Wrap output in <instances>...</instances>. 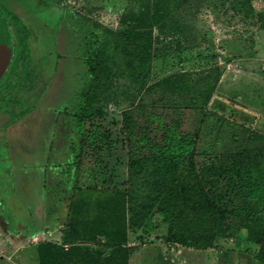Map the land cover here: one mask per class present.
Listing matches in <instances>:
<instances>
[{
  "label": "rangeland",
  "instance_id": "obj_1",
  "mask_svg": "<svg viewBox=\"0 0 264 264\" xmlns=\"http://www.w3.org/2000/svg\"><path fill=\"white\" fill-rule=\"evenodd\" d=\"M37 1L95 40L88 113L79 122L65 116L84 82L78 39ZM164 10L159 20L151 1L0 0V19L24 20L33 31L18 45L27 55L14 53L0 74V99L11 102L0 131L12 146V163L0 169V264H38L36 244L63 235L104 248L112 220L120 234L125 222L128 264H264L234 219L221 229L203 210L184 215L188 198L176 193L173 175L195 181L181 170L132 173L124 128L131 111L138 121L150 111L157 123L178 105L187 130L195 112L182 97L206 91L208 109L222 114L224 102L246 112L251 118L232 120L264 135V0H188ZM214 152L198 157L207 171Z\"/></svg>",
  "mask_w": 264,
  "mask_h": 264
},
{
  "label": "trees",
  "instance_id": "obj_2",
  "mask_svg": "<svg viewBox=\"0 0 264 264\" xmlns=\"http://www.w3.org/2000/svg\"><path fill=\"white\" fill-rule=\"evenodd\" d=\"M144 1L152 2L155 15L160 20L166 16L164 7L171 3L181 6L188 0H128L132 5L137 6H143ZM42 4L44 7H49L44 1ZM65 20L66 24L68 22L71 24V30L78 39L76 61L85 66V69L81 70L84 82L75 94L77 101L65 112V116H72L76 122H79L88 113V108L85 106L89 99L87 79L94 67L92 57L95 51L92 48L95 40L87 34H81V27H75L70 18ZM217 80L218 77L209 90L213 91ZM209 96L206 91H200L188 94L186 98L182 97L184 106L195 112L193 126L191 125L187 130L180 127L182 110L178 105L174 106V114L170 119L157 123L150 111H146L140 121H138V111H131L124 121L129 168L134 174H140L149 166L160 168L154 171L155 176L157 171L170 174L174 170H181L188 176V180L195 181L184 185L182 180L185 179L182 176L173 175L176 193L183 195L185 197L183 199L188 198L189 205L186 210L183 209V213H188L184 215L197 217V214L192 213L197 209L203 210L210 221L218 223L221 229L226 226L224 220H229L232 225L234 219L235 225L247 227L248 240L252 245H259L255 257L264 263V135L232 120L251 118L246 112L224 102L222 114L208 109L206 103L210 99ZM151 131H154L153 134H150ZM207 136L210 137V143L205 142V144L203 137ZM207 144L211 149L209 152L215 151L213 155L221 160L216 165L215 158L211 162L213 167L210 171H207L205 164L198 160L199 156L209 153L204 152ZM76 162L79 163V158ZM78 171L79 169L76 168V175ZM123 196H127V193L125 192ZM175 212L178 215V211ZM111 225L104 248L75 244L76 239L70 240L67 235H63L60 243L53 241L37 243V263L128 264L129 248L125 222L121 234L115 228L113 220ZM212 239L207 237L197 240L206 242ZM174 241L184 243L179 237H175ZM186 243L191 242L189 240ZM67 244L69 246H65ZM106 249L107 253L104 254Z\"/></svg>",
  "mask_w": 264,
  "mask_h": 264
},
{
  "label": "flooded vegetation",
  "instance_id": "obj_3",
  "mask_svg": "<svg viewBox=\"0 0 264 264\" xmlns=\"http://www.w3.org/2000/svg\"><path fill=\"white\" fill-rule=\"evenodd\" d=\"M38 3L44 9L51 8L52 9L51 11H53L57 15L61 16L59 18L60 24L59 23H58V25L56 24V27H60L62 22L66 23V20H65L66 19V15L64 14V12H60L59 9H55L53 7H44L42 2L40 3L39 1H37V4ZM33 25L34 24H32V26ZM37 29H39V26H37ZM37 29H36V31L38 32ZM32 34H33L32 28L29 25H27L24 20H15V19L14 20L13 19L5 20V19H0V46L2 47L4 52L9 54V60H10L11 57L13 58L14 53H19L20 52V54L22 56L24 54L27 55V53H28L27 50L24 49V47H23L19 51L18 45L21 44V43H24L25 40L28 39V37L32 36ZM2 74H3V72H2ZM1 76H0V78H1ZM2 84H3V82L1 81L0 82V86ZM10 103L11 102H9V101H5V100L1 101V99H0V115L3 114V116H5V121L7 120V117H8L7 113H9L10 108H11ZM7 127L8 126L5 123V129ZM3 132H4L3 130L0 131V138L4 136L3 137L4 141L0 140V148L3 146L4 150H3V152H1L0 155L4 154L3 156L5 158V162H3V157H0V169H4V168L8 169V167H9L8 165H10L12 163V160L8 156V154H9L8 151L10 149L12 150V146H10L11 143H9V141L6 139V135H5L6 132L5 133H3ZM53 146H54V144H53ZM69 149H70V147H69ZM3 163H5V164H3ZM42 165H44V164H42Z\"/></svg>",
  "mask_w": 264,
  "mask_h": 264
},
{
  "label": "water",
  "instance_id": "obj_4",
  "mask_svg": "<svg viewBox=\"0 0 264 264\" xmlns=\"http://www.w3.org/2000/svg\"><path fill=\"white\" fill-rule=\"evenodd\" d=\"M8 61H9V54L4 52V50L0 46V74H1V72H3V70L6 67Z\"/></svg>",
  "mask_w": 264,
  "mask_h": 264
},
{
  "label": "crops",
  "instance_id": "obj_5",
  "mask_svg": "<svg viewBox=\"0 0 264 264\" xmlns=\"http://www.w3.org/2000/svg\"><path fill=\"white\" fill-rule=\"evenodd\" d=\"M44 241H50V240H44ZM37 245V244H36ZM65 246H69V244L65 245Z\"/></svg>",
  "mask_w": 264,
  "mask_h": 264
}]
</instances>
